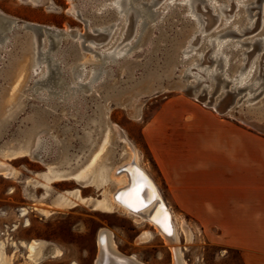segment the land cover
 Returning a JSON list of instances; mask_svg holds the SVG:
<instances>
[{"label": "rangeland", "instance_id": "obj_1", "mask_svg": "<svg viewBox=\"0 0 264 264\" xmlns=\"http://www.w3.org/2000/svg\"><path fill=\"white\" fill-rule=\"evenodd\" d=\"M164 1L158 0L161 4H165ZM236 1L216 0L217 6L226 5L222 19L231 24L225 26L222 23L214 24L213 14L206 9L200 10L202 7H199L198 12L203 14L202 24L207 38L221 35L238 40L243 47L237 54L240 55L242 51L248 54V63L258 55L259 65L264 66V50L257 49L255 43L264 37V26L259 25V6L264 2L247 0L246 11V8L236 9ZM108 3L110 0H38L33 3L27 0H0V16L15 22L14 29L32 25L58 30L55 37H44L42 43L38 38L39 54L32 56V51L29 52L30 59L26 69L20 68L19 65L22 66L23 63L19 62L32 46L34 34L31 31L18 29L12 33L14 37L12 36L7 48L0 50V108L3 106L0 109V159L19 170L17 179L0 177V264H33L27 259L25 247L33 240L45 242L39 264H93L97 253L96 238L100 230H108L112 234L117 250L124 255L133 256L144 264H171L168 248L155 234L149 242H136L142 232L153 233L151 227L146 224L138 225L132 217L101 206L100 202L109 196V192L117 184L111 178L112 168L129 156V147L115 136L111 127L117 125L121 128L125 138L137 152L139 165L149 171L153 164L142 139L143 126L163 102L176 97L191 101L194 99L179 89H167L142 102L137 118L133 115L136 102L133 99L145 87H152L163 81L178 84L179 76L191 64H199L192 74L207 66H210L207 69L210 71L215 64L207 62L211 52H208L205 42L203 44L193 40L190 48L185 49L186 53L180 54L197 25L185 17L186 7L175 0V4L169 5L170 8H155L158 17L152 21L151 26L144 29L136 43L138 33L134 37L129 34L130 24L127 30L123 27L113 33V28L112 40L106 36L98 44L104 48L110 44L121 48L129 43L131 47L134 45L131 51L124 59L109 67L107 77L95 89L84 92L86 87L83 85L80 87L82 94L76 98L67 96L62 101L68 91L65 86L60 88V85L62 87L65 84L67 75L72 77V74L80 70H71L72 67L81 64L82 59L91 58V53L83 49L90 42H85L84 37L98 38L99 35L92 33L93 27L98 29L115 22L116 17L109 8L98 11L103 4ZM249 20L253 23L252 26L246 25L250 23ZM126 24L127 21L123 23L125 26ZM4 26V31H8V25ZM216 26L219 27L215 31ZM235 27L246 30L242 34L236 33L233 29ZM116 29H120V26ZM91 43L93 46L98 45ZM50 51L55 52L63 62L61 66L64 65L62 68L65 74L52 80L49 77L48 82H41L39 72L43 64L39 61ZM192 54L194 56L191 57ZM199 54L205 57L200 60ZM237 54L231 58L230 79L243 64L240 58L237 63L234 62L238 58ZM180 56L186 60L180 62ZM36 58L39 64L35 70ZM20 73L22 75L18 77ZM44 75L45 78L49 75L46 69ZM256 75L258 76V70L253 77ZM47 83L50 88L46 86ZM213 84L209 91L214 88ZM232 85L233 82L225 89L230 90ZM259 90L260 94L249 102L245 101L247 92L241 91L236 101L242 98L230 108L231 117L243 120L240 121L243 124L247 121L245 125L252 130H258L254 124L264 127V84ZM222 91L223 89H216L211 99H216ZM224 97V102L215 100L222 109L232 101L230 94ZM252 103L257 104L254 106ZM39 137L42 144L35 151L38 155L30 157L27 153L22 154L23 150L32 151ZM48 137L54 138V146L52 142L48 143ZM103 146L106 147V152L100 160L105 168V182L101 184L95 180L97 170H92L90 161ZM17 148L22 151L9 155ZM33 207L49 208L50 212L46 216L41 215L33 211ZM22 210L26 214L22 215ZM174 221L178 228L179 247L187 264H242L237 250L210 241L194 228V222L189 217L176 216ZM182 221L192 233L190 243L185 241L179 229L178 225Z\"/></svg>", "mask_w": 264, "mask_h": 264}, {"label": "bare ground", "instance_id": "obj_2", "mask_svg": "<svg viewBox=\"0 0 264 264\" xmlns=\"http://www.w3.org/2000/svg\"><path fill=\"white\" fill-rule=\"evenodd\" d=\"M27 1L29 2L31 1L33 3L38 0H27ZM104 1L106 0H100V2H104ZM133 1H136V3L133 4L132 0H110V3L105 5L103 4L101 8L98 9L99 12H102L104 8L106 9L109 8L112 14H114L116 17L115 22L112 25H108L106 27H102L98 29L93 27L92 33L99 34L100 37L98 38L93 39V37H89V36L84 37L85 42L86 41H90V42L83 49L91 53V58L82 59L83 62L81 64L72 67L71 70H74L75 68H79L80 70L72 74V77L67 75L65 84H63L62 87L60 85V88H63V86H65V88L68 91V94L62 98V101H64L67 98V96H71V97L74 96L76 98V96L82 94L83 91H81L80 87L83 85L86 87L84 92L95 89V87H97L100 84L101 80L103 81L107 77V74L109 72V67L111 65H114L115 63L117 64L119 60L124 59L127 56V54L131 51L134 45L131 47L129 43H127L128 46H123L121 48L112 47V44H110L109 47L104 48V46L98 44L99 42L105 40L106 36L111 37L112 40L113 28H115L113 30V33L116 32V30L117 31L121 30L123 27L127 30V28L129 27L128 24H130L131 30H129L130 31L129 34H132V36L134 37L135 34L138 33V36L135 41L136 43L138 42V39L141 36V34L143 35L142 32L144 31V29L148 26H151L152 21L158 17L157 9L155 8L158 6L161 7L162 6L167 7L169 5L172 6L173 3L175 2V0H165L166 1V2L164 1L165 4L163 2L161 4V2H158V0H147V1L133 0ZM226 1L229 2V0ZM246 2L247 0H237L235 2L236 9H239L241 7V8H246V11H248L247 4H245ZM263 2L264 0H262L261 3ZM179 3L182 6L186 7L187 13L185 17L190 18V20L195 25H197L196 30L192 32L191 35L189 36L190 38L189 41L187 40L186 43L187 46L184 47L183 51H180V54L183 55L186 53L185 49L190 48L189 45L193 40H196L198 43L201 42L203 44L205 42V44L207 45L208 52H211V56L208 57L207 62L210 64L213 63L215 64L214 68L210 71H207V69L210 68V66H207L206 68L200 71H194L193 74L191 72L195 70L197 65L199 64L197 63L191 64V67H187L182 72V75L179 76V78H183V75H187L188 80H190L188 82H193V84L194 83L198 84L196 87L197 91H201L202 88L206 86L207 91L209 92L212 83H214L213 84L214 88L212 89H218V88L223 89V91L220 93L221 97L219 98L218 101L224 102L223 99L225 98L224 96L230 94L233 100L231 104L232 103L235 104L236 102L238 103V101L242 97L237 101L236 99L241 94V91L247 92L245 94L247 97L245 100L246 102H249L252 99L254 100V98H256V95L260 92L259 89H261L262 85L264 84V66L262 64L259 65L257 61L259 58L258 55H257L258 58L255 56L256 59L248 63L249 62L248 54L242 51V53L238 55L240 48L243 47L242 43L239 42L238 40L225 38L226 36H221V35L220 36L218 35L214 38H207L208 35L206 34L205 26H203L202 24V22H204V19L202 18L203 14L198 12L199 7H202L200 8V10L201 9L208 10L210 13L213 14L214 24L222 23L223 26H225L231 24V22L226 23L227 22L226 19L225 20L222 19L224 18V13H225L224 8H226V5L223 4L217 6L216 0H179ZM198 13H200L199 16ZM259 13H260L259 25L263 27L264 3L259 6ZM72 14L77 15L75 12H72ZM155 14L157 15L155 16ZM126 21L127 24L125 26L123 25V23H125ZM249 22L250 23H246V25L252 26L253 23H251L250 20ZM4 25H8L9 27L8 31H4L6 29ZM0 26L2 27L0 28V50L2 49L4 50L7 48L11 39L14 37L12 33L17 32L18 29L20 30L27 29L31 31L32 34H34V40L32 42L33 47L30 46L27 49V52L22 55L21 61L19 62V64L23 63L22 66L19 65V67L20 68L23 67L25 69L29 64V59H30L28 57L29 52L32 51V56L39 54L38 47L40 44L38 43V38L40 37L42 43V39L45 40L46 37L48 38L50 36L55 37L58 33V30L53 28L38 27L32 25H27V26L23 25L22 27H19L16 30L14 29L16 27L15 22L10 21L3 16H0ZM118 26H120V29H116ZM218 27L219 26H216L214 30L216 31ZM38 29H41L42 31L41 34L38 31ZM233 29L236 33H241V34L246 30V28L239 30L238 27H235ZM229 34L232 35L234 33H229ZM91 42H94L98 45L93 46L94 44H92ZM255 43L257 45V49H260V51L264 50V37L255 41ZM96 47H98V49L100 50H96L97 49ZM190 52H192V50H190ZM235 54L238 55V58H236L234 62L237 63L240 58V61L243 64H241L240 67L237 69L238 72L235 71L236 75L232 77V79H230L229 69H230V65L232 64L230 62L233 60V59L231 60V58L235 56ZM192 56H194V54H192L191 57ZM198 57L201 60L203 57H205V55L199 54ZM185 60H186L185 58L180 56V62H184ZM38 61H39L38 58H36L34 69L35 70L37 69V64H39V62L43 64L39 72V74H41L40 76L41 82L42 81L48 82L47 79L49 77L50 80H52L55 79V77L57 78L59 75L65 74V71L62 68L64 65L61 66L63 62L60 60L59 57H57V55H55V52L53 51L52 52L50 51V53L44 55V58H42V60L40 59V61L39 62ZM29 68H31V65L29 66ZM45 69L47 73L49 72V75L46 78L44 75ZM257 70H258V76L256 75V77H253V74L256 73ZM242 71H244V73H242ZM242 74L244 75L242 76ZM21 75L22 73H20L18 77H21ZM87 75L89 76L87 77ZM216 77H219V79L226 77L228 80H231L233 82L232 88L229 90V89H225L227 86L220 87V85L217 86L216 88L215 85L216 81L214 79ZM86 78H88L87 82L84 83V80H86ZM49 85H50L49 83L46 84L48 88H50ZM154 86H156V84ZM154 86L145 87L143 92L150 91V89L154 88ZM190 98L194 99L195 97L193 95ZM133 100L136 101L135 106H133V109H135L133 115L137 118L139 114L141 102L138 101L137 97H135ZM215 100L216 99L213 100L211 99L209 105H206V103H204V105L209 106L213 111H215L220 115L225 114L231 117L232 114L229 111L224 112L222 107ZM49 102H51V99ZM132 103L133 101H131V104ZM253 104L255 106L257 103L256 104L252 103L251 105ZM0 109H3L2 105ZM245 124H247V121ZM111 129L114 132L115 136L118 139H121L129 147L128 148L129 156L125 161H122L120 164L115 165L112 168L113 170L111 172V178L114 181H116L117 184L109 192V196L108 197L106 196L107 198L103 199L100 202L101 206L107 210H118L123 214L127 215V217L128 216L132 217L134 223L138 225L146 224L149 227H151L154 232L153 233L148 231L142 232L137 237L136 242L139 243L149 242L153 238V235L155 234L161 239L164 245L168 248L170 252L171 264H187L183 259V254L179 247L178 228H176V223L174 221L173 214L171 213L170 209L167 207L165 202L161 199L160 194L157 190L158 188H156L157 186L155 185V183L149 177L145 169L139 165L137 152L133 148V146L129 143V141H127V139L125 138L124 132L117 125H112ZM40 140L41 137L37 138L35 147L33 146L34 149H32V151L23 150L22 154L27 153L30 157L31 155L32 157L38 155V153H36L35 151L39 150V148L41 147L42 141ZM47 141L48 143L52 142L51 144L53 146L55 145L54 138L48 137ZM120 143L122 144V142ZM18 150L22 151L20 150V148H17L16 150L10 152L9 155L16 153ZM105 152H106V147L103 146L99 152H96L93 155L90 161L91 162L90 166H92V170H97V174L95 175V180L97 181V183H101V184H104L105 182V175H104L105 168L103 167L104 166L102 164L103 161L101 162L100 157L103 156ZM18 176H19V170L14 169L8 162L0 159V177L4 179H17ZM40 207H44V206H40ZM33 211H36L41 215L46 216L50 212V209L49 208L41 209L38 207H33ZM21 213L22 215H24L26 214V211L22 210ZM178 226L185 238V241L187 243H190V241L192 240V233L190 232L188 227L185 225V223H183V221L179 223ZM96 245H97V253L93 261V264H144L138 261L133 256H127L120 253L117 250L115 243L112 240V234L108 230L99 231L98 236L96 238ZM2 247L3 245H1V248ZM25 247L27 251V259L33 264H39L42 256V252L45 248V242L33 240L27 243Z\"/></svg>", "mask_w": 264, "mask_h": 264}, {"label": "crops", "instance_id": "obj_3", "mask_svg": "<svg viewBox=\"0 0 264 264\" xmlns=\"http://www.w3.org/2000/svg\"><path fill=\"white\" fill-rule=\"evenodd\" d=\"M197 101L163 102L142 128L146 171L174 217L264 264V134Z\"/></svg>", "mask_w": 264, "mask_h": 264}, {"label": "water", "instance_id": "obj_4", "mask_svg": "<svg viewBox=\"0 0 264 264\" xmlns=\"http://www.w3.org/2000/svg\"><path fill=\"white\" fill-rule=\"evenodd\" d=\"M38 31L40 32V34L42 33L41 29H38ZM97 35H99V34H97ZM214 79L216 81V84H215L216 88L219 85H221L223 87H226V86H228V84L232 83V81L228 80L226 77L221 78V79H219V77H216ZM187 80H188V76L187 75H183V78H180L179 83L175 84V85L171 84L170 82L163 81V82H161L159 84H156V86H154V88L150 89V91L141 92L137 96L138 101H140L142 103V102L146 101L147 99H149L150 97L156 96L159 93H162L163 91H165L167 89H179L181 92L185 93L189 97H192L194 95V97H195L194 100L198 101L202 105H204V103H206V105H209L211 97L216 92V89H211V91L208 92L207 91V87L204 86L201 91H197L196 87H197L198 84L197 83L193 84V82H188ZM220 97L221 96L219 94L218 97L216 98V101L219 100ZM231 102H230V104H227V105H225L223 107V111L224 112H227V111L230 112L231 111L230 108H231V106L233 104V103L231 104ZM207 107H209V106H207ZM222 115H225V114H222ZM241 121H243V120H241ZM244 123H245V121H244ZM254 126L256 127V129H258L257 131H260L261 133H264V127L263 126H260V125H257V124H254Z\"/></svg>", "mask_w": 264, "mask_h": 264}]
</instances>
